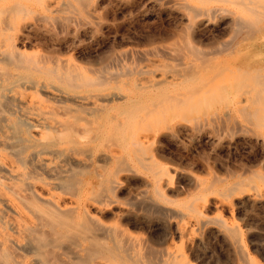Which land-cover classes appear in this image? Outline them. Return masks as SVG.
Masks as SVG:
<instances>
[{"label": "bare ground", "instance_id": "6f19581e", "mask_svg": "<svg viewBox=\"0 0 264 264\" xmlns=\"http://www.w3.org/2000/svg\"><path fill=\"white\" fill-rule=\"evenodd\" d=\"M88 1L68 0L62 14L52 15L55 0H0V205L11 228L0 229V264H194L187 213L202 225L213 222L225 251L243 264H259L237 223L201 218L192 199L211 179L201 185L190 177L199 184L191 202L165 193L166 182L186 169L159 160V143L164 134L178 138L187 167L244 174L221 194L264 185V0H168L185 18L183 35L153 47L146 69L132 60L92 71L53 45L25 49L27 21L56 39L55 25L65 34L71 21L89 22L82 14ZM224 18L227 39L203 32ZM223 125L253 137L248 153L260 145L262 155L252 156L258 166L250 157L234 166L221 159L218 149L228 157L235 151L231 135L219 132ZM203 140L211 150L200 147ZM138 173L142 185L120 196L121 181ZM141 221L158 233L135 235L130 226ZM175 236L172 248L162 244ZM220 258L211 264H234Z\"/></svg>", "mask_w": 264, "mask_h": 264}, {"label": "rangeland", "instance_id": "374dc122", "mask_svg": "<svg viewBox=\"0 0 264 264\" xmlns=\"http://www.w3.org/2000/svg\"><path fill=\"white\" fill-rule=\"evenodd\" d=\"M62 1L65 2V4ZM66 1L55 0V2H52L50 6V14H62V10L67 7L66 3H68V0ZM70 1L73 3L75 2V0ZM88 2L89 3L86 5H82V14L88 18L89 22L86 23L85 19H79L80 21L77 23L74 21V23H71V21L70 25L68 26V32L65 34H62L61 32L59 33L60 30L55 25V29L58 30L56 39L50 38L48 36L49 32H47V30L42 28L40 25L36 26L35 28L34 25L29 23L30 21H27L26 26L23 27V31H28L27 33L31 34V38L29 41H25V49L43 52L44 50H48L53 45L55 52L57 54L59 53L60 56L72 57V59H74L73 62L75 61L74 63H78V65H83L84 67L86 66L88 69L90 67L91 70L94 68V71L96 68H104L105 66L104 72H107L105 71L106 69H108V71L118 69L119 66H122L124 63L128 64L129 66L135 63L136 67L146 69L153 65V61L155 59V55L152 54L153 47H159V45L160 47H163L168 43L165 41H171V38L175 41H179L182 37L181 34L183 35V24L185 22V18L182 16L181 10H179L177 7L175 8L171 1L89 0ZM57 5L58 8L56 7ZM60 6H62V9ZM56 9H60V11H57ZM84 9H87L86 13ZM225 21L226 19L224 18L219 22L217 21V23H207L202 26L203 32L206 30L205 32L209 31L215 34L218 40L227 39L230 34V29ZM45 39H47V41ZM115 57L116 61L114 60ZM120 57L123 59L121 60ZM132 60L135 61L132 63ZM104 74L108 75L109 73ZM131 75L133 77H137L140 74L132 73ZM223 126V130L220 129L221 125L219 126V132L221 134H225V137H229V134L231 135V140L234 142L235 151H233L228 157L226 156L224 150L218 149V151L220 150L219 152H221L219 153L221 155V159H223V161L229 166H234L240 158L250 157V159H252L250 164H252L254 167L258 166V162L255 159H258L263 153L260 145L258 143L255 144L253 153H248L247 151H249V145L251 142H253V137L241 135L240 133L233 131L230 126ZM175 139L176 137L169 135L167 136L166 134L161 136L159 143V160L168 164H175V162H177L179 167L183 166L186 170L185 174L179 173L175 175L169 182H166V187H164L165 193L173 200H177L178 202H191V199L198 194L199 184H197V186L194 185L190 177H193L195 180H199L201 185H207L209 181L211 182L212 180V184L210 183V187L202 192L203 195H201L200 198L195 200L192 199L193 202L201 209V218L210 219L217 216L222 217L226 223H237L240 226V229H242L241 232L243 235V243L245 244L246 249L248 247L247 251L249 254L254 255L255 258L258 257L257 260L259 259V264H264V185H261L258 191L244 186V188L241 190L235 189L231 191L229 196L228 194L219 193L218 190H220L221 187L230 184L232 181L244 176V174L233 173L232 175L230 173H226L223 169L218 167L212 171H207L206 168L198 165L197 163L196 165L194 164L195 166L192 165L187 167V165H185V159H183L185 157H182L184 153L182 144L179 142L178 138L176 139L177 141ZM203 139H205V136ZM202 143L200 147H203V149L206 151L211 150L209 148L210 146H208L209 144L204 142V140ZM206 147L208 148L206 149ZM178 148L181 149L179 150ZM252 156H255L256 158ZM177 157L181 158L179 159ZM232 157L234 159H232ZM263 166L262 168L264 172ZM217 175L220 176L217 177L218 182L214 180ZM144 176L145 175L143 173H138L136 175L137 178H130L128 181L122 180L118 194L120 196H125L128 190L140 187L142 185L141 180L144 178ZM211 176L214 178H211ZM222 177L224 178L222 179ZM218 178H220L221 181ZM248 201L249 203H247ZM0 207L1 211L5 210L3 211L4 213L1 212V214H4V217L3 215H0V229L4 232H10L11 228L7 222L9 213L6 209H4L3 205H0ZM183 220L185 221V224L188 225L187 235H191L195 238V245L193 248H191L189 255L191 263L211 264L214 262L216 257L219 256L221 257L220 259L225 260L228 263L231 261L234 264H243L239 257L236 258L232 253L225 251L226 249L224 242L222 237H220L221 234L219 233L218 235V233L214 230L216 225L213 222L207 221L208 223L206 222L202 225L196 221V219H194L191 213L183 215ZM138 223V225L136 224L130 226V230L133 231L135 235L155 236L158 233V228H156V226L150 225L147 222H144L145 224L143 225L142 221ZM176 239L177 237L175 236L174 241ZM175 243L177 242H169V240H165L162 244L172 248L173 244ZM196 248L202 252L199 253Z\"/></svg>", "mask_w": 264, "mask_h": 264}]
</instances>
